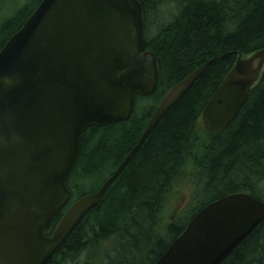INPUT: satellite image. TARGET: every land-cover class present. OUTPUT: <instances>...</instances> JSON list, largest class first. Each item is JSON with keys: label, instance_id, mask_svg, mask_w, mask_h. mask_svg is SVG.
<instances>
[{"label": "water", "instance_id": "obj_1", "mask_svg": "<svg viewBox=\"0 0 264 264\" xmlns=\"http://www.w3.org/2000/svg\"><path fill=\"white\" fill-rule=\"evenodd\" d=\"M223 56L164 96L135 146L94 193L67 205L66 181L90 127L128 121L136 96L155 92L159 64L144 48L139 0H41L0 50V264H47L134 159L163 118ZM264 68V48L225 76L202 111L207 133L237 117ZM264 221L246 193L201 209L154 264H221Z\"/></svg>", "mask_w": 264, "mask_h": 264}, {"label": "trees", "instance_id": "obj_2", "mask_svg": "<svg viewBox=\"0 0 264 264\" xmlns=\"http://www.w3.org/2000/svg\"><path fill=\"white\" fill-rule=\"evenodd\" d=\"M1 1L12 11H0V50L41 0ZM139 2L144 48L159 64L155 92L135 97L128 121L83 133L66 181L71 197L50 223L49 236L74 202L114 173L167 92L208 60L223 58L163 118L47 264H154L208 204L238 193L264 203V68L225 129L211 134L200 123L204 106L238 54L246 57L264 48V0ZM182 192L189 196L187 205L173 215ZM221 264H264V221Z\"/></svg>", "mask_w": 264, "mask_h": 264}, {"label": "rangeland", "instance_id": "obj_3", "mask_svg": "<svg viewBox=\"0 0 264 264\" xmlns=\"http://www.w3.org/2000/svg\"><path fill=\"white\" fill-rule=\"evenodd\" d=\"M0 6L2 8V10H0V11H2V13L4 15L9 14L10 10L12 11L11 7L9 9V3H4L3 1H1V5ZM201 116H202V114H201ZM200 123H201V118H200ZM202 129H203V126H202ZM188 199H189V196H188V194L186 192H182V193H180L178 195L175 211L172 212L173 215L176 213L177 210L183 209V207L187 205ZM185 220L186 219H182L181 221L184 222Z\"/></svg>", "mask_w": 264, "mask_h": 264}]
</instances>
